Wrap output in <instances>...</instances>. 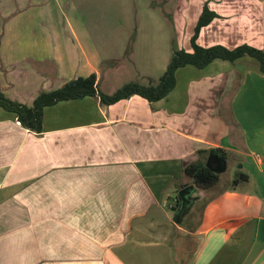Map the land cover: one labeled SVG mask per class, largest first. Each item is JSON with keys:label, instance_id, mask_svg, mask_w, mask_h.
<instances>
[{"label": "crops", "instance_id": "1", "mask_svg": "<svg viewBox=\"0 0 264 264\" xmlns=\"http://www.w3.org/2000/svg\"><path fill=\"white\" fill-rule=\"evenodd\" d=\"M175 2L179 48L191 51L206 4L218 16L198 44L264 50V0ZM54 12L50 0H0V90L31 105L95 73L112 94L121 85L111 73L99 86L101 66L118 59L68 58ZM138 70L137 81L149 74ZM175 78L154 102L103 104L95 95L47 106L40 132L0 110V264H264V75L244 56L187 65ZM215 148L226 151L219 180L238 164L248 179L208 194L185 168ZM185 184L197 199L176 223ZM205 195L198 221L186 223Z\"/></svg>", "mask_w": 264, "mask_h": 264}, {"label": "rangeland", "instance_id": "2", "mask_svg": "<svg viewBox=\"0 0 264 264\" xmlns=\"http://www.w3.org/2000/svg\"><path fill=\"white\" fill-rule=\"evenodd\" d=\"M175 1L50 0L55 9L54 17L60 24L59 33H62L60 47L68 58L118 59L115 64L106 61L101 66L103 76L99 86H105L106 78L111 73L115 78L113 86L135 80L139 75L138 69L149 73L145 78L139 77L144 84L159 79L173 49L182 45L172 19ZM5 19L0 13V30ZM68 22L75 29L77 37L69 34L68 26L64 28L63 25ZM2 49L0 45V58ZM231 169L229 167L221 175L208 194L224 185H233L235 172ZM206 196H202L186 223L190 219L198 221Z\"/></svg>", "mask_w": 264, "mask_h": 264}, {"label": "trees", "instance_id": "3", "mask_svg": "<svg viewBox=\"0 0 264 264\" xmlns=\"http://www.w3.org/2000/svg\"><path fill=\"white\" fill-rule=\"evenodd\" d=\"M218 15L205 4L195 25L194 32L190 38L191 51L183 48H174L165 71L156 82L152 80L143 84L132 80L124 83L112 94H106L99 90L96 74L92 73L86 77H76L68 80L59 88L41 92L33 100L31 105L13 100L0 90V110L11 113L20 124L34 132L42 130L43 110L61 101L81 99L86 96L97 95L103 104H112L132 95H139L149 102L158 101L166 97L176 85L175 72L177 69L192 65L204 68L216 59L234 62L244 56L253 58L258 65V71L264 75V50L249 44H241L233 48L224 45H211L208 47L198 44L197 39L200 30L208 25ZM200 155H213L226 158V151L221 148L200 150ZM198 159L185 168L186 175L192 179L198 189H209L214 186L220 174L212 171L206 166V159ZM248 176L241 171V165H237L233 184L246 181Z\"/></svg>", "mask_w": 264, "mask_h": 264}, {"label": "water", "instance_id": "4", "mask_svg": "<svg viewBox=\"0 0 264 264\" xmlns=\"http://www.w3.org/2000/svg\"><path fill=\"white\" fill-rule=\"evenodd\" d=\"M206 166L211 169L212 171H215L217 173H220L225 169V163L224 161L222 162L217 156L211 155L209 159L206 162ZM195 191L194 185L193 184H185L177 194V199H178V206L175 211L174 215V221L176 223H181L183 220L184 216L189 212L193 202L196 197H191V194ZM188 203L189 206H188Z\"/></svg>", "mask_w": 264, "mask_h": 264}, {"label": "flooded vegetation", "instance_id": "5", "mask_svg": "<svg viewBox=\"0 0 264 264\" xmlns=\"http://www.w3.org/2000/svg\"><path fill=\"white\" fill-rule=\"evenodd\" d=\"M191 197H192V199H193V197H195V196H193V194H191ZM189 204H190V203H188V206H189Z\"/></svg>", "mask_w": 264, "mask_h": 264}]
</instances>
